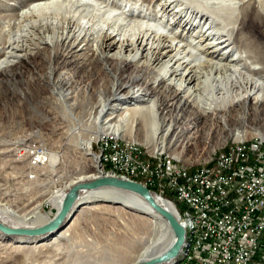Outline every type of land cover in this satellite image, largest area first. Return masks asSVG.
<instances>
[{
    "label": "bare ground",
    "instance_id": "obj_1",
    "mask_svg": "<svg viewBox=\"0 0 264 264\" xmlns=\"http://www.w3.org/2000/svg\"><path fill=\"white\" fill-rule=\"evenodd\" d=\"M113 1L0 0V83L11 82L14 77L10 73L15 71L27 83L43 82L49 86L52 102L47 101L53 106L50 109L53 118L59 116L57 106L61 117L70 121L65 127L56 125L53 134L92 135L90 145L82 140L78 148L91 157L94 164L91 173L66 174L55 169L63 167L58 164L54 170L53 166L59 161L54 153L33 150L28 140L3 152V157H12L13 163L17 158L25 159L31 165L30 170L50 167L54 173L51 177L42 170L32 175V179L46 177L40 180L41 196L28 202L29 206L34 205L32 209L27 210L28 205H25L15 210L0 198V221L11 228L36 229L49 223L61 211L69 191L77 184L105 177L104 167L111 169L108 176L141 179L143 185L151 188L144 182V175L127 166L103 165L94 150L104 137L114 135L135 141L133 138L139 133L143 135L144 146L150 151L156 150L154 157L138 156V164L166 162L171 166L169 156L157 157L171 149L166 145V137L175 132L157 124L153 99L159 93L170 100L182 96L185 103H194L197 112L211 115L224 124L228 114L237 113L238 108L237 115L244 120L264 115V0H184L185 3L166 0L160 3L162 14L158 17L161 20L165 12L171 13L177 8L172 20L180 28L184 27V36L156 29L155 24H148L133 14V10L144 8L143 4L136 3L135 9L131 6L128 14H122L109 9ZM147 2L152 12L159 0H142L145 5ZM188 11L191 13L187 14ZM192 16L200 21H193ZM166 24L164 21L161 26ZM39 69L47 72L41 73ZM81 72L91 78L101 73L106 86L93 88V80L79 79ZM208 77H212L213 82L205 90ZM139 83L145 85L141 94L135 91ZM109 92L111 95L107 97ZM201 92L208 96L206 101L196 99ZM129 99L132 101L128 102ZM262 121L258 126L243 122L241 128L233 129V137L236 140L255 137L264 141V116ZM108 142L145 155L139 145L118 140ZM155 142H160L161 146ZM20 151L25 152L22 155ZM226 153L202 167L193 168L179 161L181 167L166 174H203L217 163H227ZM167 188L176 193L184 208L181 212H186V242L180 258L173 264H188L196 255L200 211L185 197L184 191ZM42 200L56 209L54 216L41 211ZM158 200L175 213L172 203ZM109 221L113 222L114 230L105 235L99 228ZM82 222L94 224L92 229L96 225L101 237L78 244L80 237L76 231ZM92 233L95 235L94 231ZM173 241L167 221L146 201L114 188L83 191L53 235L27 237L0 231V248L7 249V254L11 253L10 249L24 251V259L29 261L37 252L39 264H140L166 252ZM7 257L11 259L9 263H16L12 255Z\"/></svg>",
    "mask_w": 264,
    "mask_h": 264
},
{
    "label": "rangeland",
    "instance_id": "obj_2",
    "mask_svg": "<svg viewBox=\"0 0 264 264\" xmlns=\"http://www.w3.org/2000/svg\"><path fill=\"white\" fill-rule=\"evenodd\" d=\"M164 1L166 0H159L158 3L153 5L155 7V11L152 12L147 7L149 5L148 2L145 5L142 3V0H114L109 5V9L114 12L116 11L122 14L125 12L128 14L131 6L135 9L136 3L143 4L145 7L139 8L140 10L138 8V10H133V14L137 15V17L139 15L144 19L143 21L148 24H155L157 26L156 29L163 31L170 30L171 33H178V35L184 36L186 33L184 27L180 28V26L174 24V21L172 20L175 17V10L177 11V8H175L171 13L165 12L166 14L164 15L166 16L163 17L162 20L158 17V14H160V16L162 14V11H160L161 6L159 4ZM182 1L185 3L184 0ZM188 13L191 12L188 11L187 14ZM183 16L185 17V15ZM188 18L189 15L186 17V20ZM191 19L193 21L197 20V23L200 21V18H196L195 16H192ZM164 21L167 22V24L161 26L162 22ZM192 23L194 24V22ZM224 28L227 29L228 27L224 26ZM206 29L207 27L204 31H206ZM189 40L193 41L194 39L190 38ZM39 71L41 73L45 71L47 72L46 69H39ZM10 74L12 77H14L11 82L5 81L4 83H0V198L7 202L13 209L19 210L23 209L25 205H28L29 201L36 200L41 196L43 191L40 180L43 181V179L45 180L46 177L43 175L41 176L40 180L37 177L32 179V175L36 176L37 172H42L43 169L30 170L31 165H28V162H26L25 159L17 158L16 164L11 161L12 157H7L6 159L3 157V152H9V150L14 147V144L28 140V143H30L32 146L31 149H37L39 150L38 152H47L48 154L50 152L51 154L54 153L53 155H55L59 161L58 163H55L53 169L58 165V167L63 165V167L55 169L60 171L63 170V172H66V174H75L76 172L91 173L94 171V164L93 159L84 155L86 153L79 150L78 148L82 140L86 142V145H90L88 141L90 139L89 136L92 135H71L67 133H64V135L53 134L52 130L56 125L65 127L70 124V121L69 119H64L61 117L60 109L57 106H55V110L56 113H59V116L56 119L53 118V114L50 112V109L53 108V106L50 107L51 105L47 101L49 100L52 102V99L49 98L51 95L49 86L44 85L43 82L27 83L21 77V74L16 75L17 72L15 71L11 72ZM78 76L79 79L83 78L86 80L89 79L90 81L93 80V88L95 86L98 88L106 86L101 73H97L93 78L89 77L91 75L87 76L82 72L79 73ZM126 76H128V74H125V77ZM208 79L209 82L207 83L205 90L207 86L213 82L212 77H208ZM137 86L138 89L136 88L135 91H137V94H141V91L145 88V85L143 83H139ZM204 94L205 93L202 92L199 93L196 99L201 98L202 100L206 101L208 96H205ZM110 95V92L106 94L107 97ZM130 101H132V99L128 100V102ZM153 101L157 109V124L166 128L175 129V132L172 135L166 137V145L169 147L171 146V149L165 150V154L157 156L158 159H163L166 156L171 158L172 162L170 165L173 167H167L166 172L180 168L181 164L179 161L185 163L188 166H193V168L197 166L202 167L216 156H219L224 152H228L232 147H251L256 146L258 143L260 144L261 142H264L261 139L255 137H245L246 139L244 140H236V137H233V129L235 130L241 128L243 122L254 126L261 125L264 115L260 116L261 118H252L250 116V118L244 120L243 117L237 115L240 112V108H238L239 110L237 113L232 111V113L228 114L227 120L224 124L220 121H217V119L211 115H204L201 112H197V110L194 108V103H185L182 96H178L177 98L170 100L165 99V96H163L162 93H159L154 96ZM196 105H198L197 102ZM204 106L205 105H203V107ZM107 138L108 140H118L123 144L130 143L137 146L139 145L142 150L145 151V155L147 151H150L144 146L142 142L143 135L139 133L133 138L135 141L114 135H110ZM85 139L88 140L86 141ZM93 142L94 140H92V144ZM155 144L157 146H161L160 142H155ZM25 151H20V154ZM47 169H50V167L44 168L43 173L45 172V174H49V176L52 177L54 175V173L51 171L52 169ZM102 170L103 173L106 174L105 176L111 174V169L108 167H104ZM138 182L141 183L140 181ZM151 188L156 189V191H152L174 205L175 215L178 218V214L182 213L181 211H183L184 208L179 202L176 193L172 189L167 188V186L163 189H157L155 187ZM33 207L34 205H28L27 210L32 209ZM41 211L52 216H54L56 213V209L45 200H42ZM91 225L94 224L88 225L82 222L78 227L76 231L77 237H80V239L77 241L78 244L87 243V240L89 241L91 238L92 240L97 238L99 239V237H101L99 229L105 233V235H109L110 231L114 230V224L112 221H109L107 224H103L98 230L95 227L96 225L93 226V229ZM92 230L95 232V235H93ZM89 235L92 236L90 237ZM9 251L11 253L7 254V249L3 250V247L0 248V264H14L13 262L9 263V260L11 259L8 258L7 255L13 256L12 260H15V264L40 263L36 262V260L39 259L37 252L33 253L31 255L32 260L28 261L24 259V251H17L15 249H10ZM179 258L180 255L177 260Z\"/></svg>",
    "mask_w": 264,
    "mask_h": 264
},
{
    "label": "built area",
    "instance_id": "obj_3",
    "mask_svg": "<svg viewBox=\"0 0 264 264\" xmlns=\"http://www.w3.org/2000/svg\"><path fill=\"white\" fill-rule=\"evenodd\" d=\"M140 155L104 137L94 150L105 166H127L144 175L149 187L184 191L200 211L196 255L188 264H264V142L232 148L227 163L203 174H166V162L139 165ZM137 180V179H135ZM179 215L184 226L186 212Z\"/></svg>",
    "mask_w": 264,
    "mask_h": 264
},
{
    "label": "water",
    "instance_id": "obj_4",
    "mask_svg": "<svg viewBox=\"0 0 264 264\" xmlns=\"http://www.w3.org/2000/svg\"><path fill=\"white\" fill-rule=\"evenodd\" d=\"M101 188H114L138 195L144 201H146L155 212H157L164 220L167 221L173 234V244L163 254L145 260L140 264H171L177 260L186 242V230L185 227L179 222L175 213L164 207L163 204L158 200H163V198L157 193L148 189L142 183L108 176L99 178L93 182L80 183L74 186L66 195L61 211L49 223L36 229H15L5 225L0 221V231L7 235L27 237H43L53 235L61 228L62 223L71 209L74 207L75 202L78 200L80 194L83 191L97 190Z\"/></svg>",
    "mask_w": 264,
    "mask_h": 264
},
{
    "label": "trees",
    "instance_id": "obj_5",
    "mask_svg": "<svg viewBox=\"0 0 264 264\" xmlns=\"http://www.w3.org/2000/svg\"><path fill=\"white\" fill-rule=\"evenodd\" d=\"M137 181H142L141 179H138ZM150 190H153V191H156V189H154V188H149Z\"/></svg>",
    "mask_w": 264,
    "mask_h": 264
}]
</instances>
